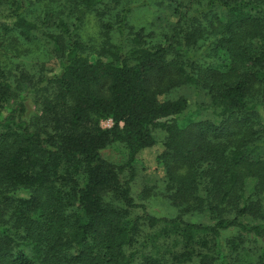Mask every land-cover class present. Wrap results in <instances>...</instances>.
Listing matches in <instances>:
<instances>
[{
	"label": "trees",
	"instance_id": "16d2710c",
	"mask_svg": "<svg viewBox=\"0 0 264 264\" xmlns=\"http://www.w3.org/2000/svg\"><path fill=\"white\" fill-rule=\"evenodd\" d=\"M33 1L0 0L4 32L29 40L46 26L29 18ZM179 4L159 41L143 28L126 37L123 8L118 42L94 60L68 14L58 18L59 32L45 33L58 72L32 87L0 61V264H264V246L251 260L239 253L247 239L264 241V0ZM199 47L210 62L194 58ZM183 87L206 97L198 106L211 118L179 126ZM30 91L40 103L32 117ZM155 128L167 135L157 160L172 203L208 221L157 216L135 201L134 161ZM113 143L123 160L103 155Z\"/></svg>",
	"mask_w": 264,
	"mask_h": 264
},
{
	"label": "rangeland",
	"instance_id": "374dc122",
	"mask_svg": "<svg viewBox=\"0 0 264 264\" xmlns=\"http://www.w3.org/2000/svg\"><path fill=\"white\" fill-rule=\"evenodd\" d=\"M188 0H102L90 8L84 7L81 0H34L27 6L29 18L37 23L47 17L46 26L33 31L29 40L22 39L14 30L10 33L3 31L0 19V61L7 69L20 75L23 71V82L29 87L44 77H51L58 72V55L53 48L52 41L45 33L49 31L58 33L56 21L68 14V22L73 26L80 41L85 45V52L91 60L101 56L102 47H111L118 42L117 18L123 8L129 7L126 23V37L131 30L143 28L150 40H161L164 34H170L178 15L175 12L176 2L179 7H184ZM2 6H0L1 8ZM38 18V19H37ZM206 48L196 50L194 55L200 63L210 62L212 57L204 51ZM203 50V51H201ZM222 60H216L220 66L226 58L221 54ZM30 90V89H29ZM183 94L188 100L186 112L180 116V127L189 122L211 118V114L199 104L206 105V97L197 95L191 87H183L178 94ZM163 98V97H162ZM24 103L27 115H37L40 108L39 97L34 91L24 95ZM17 103V99L11 100L10 105ZM112 125L110 119L100 121V126L108 128ZM155 143L141 150L134 161L135 179L132 182V195L137 203L145 206L148 213L157 216L181 214L184 219L190 221H208L206 214L196 211H182L172 203L171 193L166 188V176L163 167L157 160V156L164 149L166 132L162 128L153 130ZM103 155L112 161L123 160V147L119 143H113L105 150ZM252 220V218H250ZM211 220V219H209ZM146 226L144 229L146 230ZM236 236L233 231L224 232L223 238L232 239ZM173 244V236L162 237ZM223 240V239H222ZM162 241V240H161ZM225 241V240H224ZM223 241V243H224ZM239 247V253L244 260H251L253 254L259 252L264 246V241L253 244L247 239ZM242 251V252H241Z\"/></svg>",
	"mask_w": 264,
	"mask_h": 264
}]
</instances>
